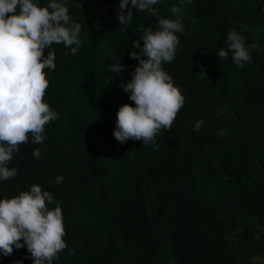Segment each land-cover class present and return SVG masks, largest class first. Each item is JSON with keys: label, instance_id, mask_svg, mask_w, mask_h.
<instances>
[{"label": "trees", "instance_id": "16d2710c", "mask_svg": "<svg viewBox=\"0 0 264 264\" xmlns=\"http://www.w3.org/2000/svg\"><path fill=\"white\" fill-rule=\"evenodd\" d=\"M63 2L82 43L74 55L75 45L51 46L56 67L43 69L42 100L58 115L42 144L29 133L19 145L8 164L17 173L0 179V199L38 184L60 202L67 247L52 264H264V0H184L178 14L171 7L181 0L153 5L184 27L174 59L162 64L184 104L157 134L158 148L113 136L119 107L134 106L122 88L138 65L132 41L143 28L158 30L157 17L133 10L122 32L120 0ZM229 30L246 47L259 45L243 67L231 53L218 57ZM116 57L126 65L120 75L108 67ZM21 258L33 264L26 246L0 251V264Z\"/></svg>", "mask_w": 264, "mask_h": 264}, {"label": "clouds", "instance_id": "9594fccd", "mask_svg": "<svg viewBox=\"0 0 264 264\" xmlns=\"http://www.w3.org/2000/svg\"><path fill=\"white\" fill-rule=\"evenodd\" d=\"M158 0H120L117 9L120 31H126L133 18V10L145 11L157 17L158 30L143 28L140 40L132 41L129 56L138 61L131 79L122 84L132 104H123L117 112L115 140L121 144L127 140H142L154 144L161 129L169 130L178 111L183 107L184 97L174 85L171 76L162 67L174 59L179 38L183 33L182 21L160 16L156 5ZM184 0L171 7L178 14ZM69 9L61 0H51L45 6H37L33 0H0V179L8 180L17 173V168L8 167L19 145L28 141L31 133L33 143L42 144L44 126L57 118L47 103L43 102L48 80L43 69H55L56 57L51 46L63 44L71 48L74 55L82 41L78 38L81 24L72 22ZM227 48H220L218 57L231 61L238 67L251 61L250 51L259 47L252 43L245 46V37L236 30H229ZM48 48L47 55L44 49ZM120 75L126 65L116 57L108 66ZM203 120L194 124L193 131H199ZM34 158L41 151L34 148ZM63 176L55 183L60 184ZM47 204H54L48 209ZM65 230L60 202L54 201L48 191H42L38 184L29 191H22L13 198L0 199V251L9 256L13 248L26 246L33 264H52L58 253L67 247L63 237ZM71 251V250H70ZM21 260L13 264H22Z\"/></svg>", "mask_w": 264, "mask_h": 264}, {"label": "rangeland", "instance_id": "374dc122", "mask_svg": "<svg viewBox=\"0 0 264 264\" xmlns=\"http://www.w3.org/2000/svg\"><path fill=\"white\" fill-rule=\"evenodd\" d=\"M264 229V228H263Z\"/></svg>", "mask_w": 264, "mask_h": 264}]
</instances>
